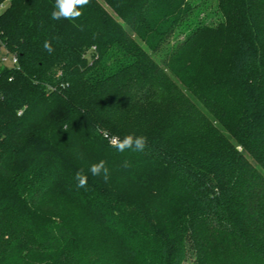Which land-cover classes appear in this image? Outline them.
Returning a JSON list of instances; mask_svg holds the SVG:
<instances>
[{
  "label": "trees",
  "instance_id": "16d2710c",
  "mask_svg": "<svg viewBox=\"0 0 264 264\" xmlns=\"http://www.w3.org/2000/svg\"><path fill=\"white\" fill-rule=\"evenodd\" d=\"M214 2L0 0V264H264V0Z\"/></svg>",
  "mask_w": 264,
  "mask_h": 264
},
{
  "label": "clouds",
  "instance_id": "9594fccd",
  "mask_svg": "<svg viewBox=\"0 0 264 264\" xmlns=\"http://www.w3.org/2000/svg\"><path fill=\"white\" fill-rule=\"evenodd\" d=\"M89 4V0H55L53 10L51 12V19L53 20H76L82 15V9ZM44 50L49 54L53 53L55 49L52 47V43L49 40L43 43ZM114 145L117 150L124 152L127 149H133L135 151H144L147 146V137L137 136L135 134H127L120 140H114ZM125 167L129 165L127 162L124 164ZM88 171L93 177H100L105 182L110 178V170L106 166V161L100 160L99 162L93 163L89 166ZM75 179L78 181L77 187L83 188L88 183V175L83 169H80L75 174Z\"/></svg>",
  "mask_w": 264,
  "mask_h": 264
},
{
  "label": "rangeland",
  "instance_id": "374dc122",
  "mask_svg": "<svg viewBox=\"0 0 264 264\" xmlns=\"http://www.w3.org/2000/svg\"><path fill=\"white\" fill-rule=\"evenodd\" d=\"M206 0H199L200 5H203V11H202V15L201 18H203L204 20H206V15H211L212 13H214V11L216 12V3L214 2V0H211L207 3H205ZM4 5V9L6 8L5 4ZM2 9V10H4ZM214 17V16H213ZM215 19V17H214ZM207 21V20H206ZM214 21L213 18L211 17V19L208 18V22H212ZM233 142L236 144V141L233 140ZM237 145V144H236ZM239 151H242L244 154H246V156L248 158H250L249 153H246L243 149H241L240 147H238ZM166 200L161 199L159 196H153L152 198H150L149 200V204L151 206H153L154 210H157V213H159V210H161L163 213H166L167 211L170 210L169 206L167 205V203H165ZM167 210V211H166ZM172 214H173V210H172ZM70 220L72 221H77V218L75 216H70L69 217ZM171 219H173V217H170ZM89 223V222H88ZM86 223V225H88L91 228V225ZM185 264H192V262H186Z\"/></svg>",
  "mask_w": 264,
  "mask_h": 264
},
{
  "label": "built area",
  "instance_id": "2783aa9c",
  "mask_svg": "<svg viewBox=\"0 0 264 264\" xmlns=\"http://www.w3.org/2000/svg\"><path fill=\"white\" fill-rule=\"evenodd\" d=\"M4 9V5L0 6V10ZM0 64L5 67H18L19 66V56L17 53L11 52L5 45V43L0 38ZM107 137V136H106ZM116 138H110L111 143L114 145L113 141Z\"/></svg>",
  "mask_w": 264,
  "mask_h": 264
}]
</instances>
